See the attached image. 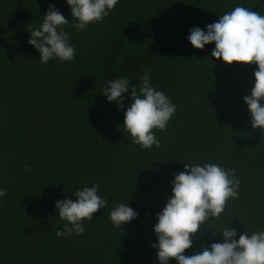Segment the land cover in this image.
<instances>
[{"label":"trees","instance_id":"trees-1","mask_svg":"<svg viewBox=\"0 0 264 264\" xmlns=\"http://www.w3.org/2000/svg\"><path fill=\"white\" fill-rule=\"evenodd\" d=\"M49 4L69 19L71 62L41 64L27 43ZM236 6L264 15V0H119L76 31L64 0H0V264H157L156 213L184 163L234 168L240 180L239 199L198 229L184 255L222 241L213 234L231 222L238 234L264 230V130L252 129L243 102L256 65H228L210 56L214 43L187 40ZM146 69L176 110L153 130L160 147L142 150L122 126L130 90L123 108L101 91L118 76L138 85ZM92 184L107 206L83 235L57 238L54 203ZM128 202L137 218L114 228L108 213Z\"/></svg>","mask_w":264,"mask_h":264},{"label":"clouds","instance_id":"clouds-1","mask_svg":"<svg viewBox=\"0 0 264 264\" xmlns=\"http://www.w3.org/2000/svg\"><path fill=\"white\" fill-rule=\"evenodd\" d=\"M64 2L70 10V17L75 20L71 27L81 31L90 23L106 18L119 0ZM42 17L38 25L29 24L27 30V43L39 53V62H71L75 49L63 27L69 19L54 4H49ZM187 40L195 49L214 43L210 56L228 65L233 62L256 65L252 87L243 102L252 129L264 130V15L236 6L203 30L199 27L189 29ZM150 80V72L146 69L139 77L138 85L132 84L126 76H118L107 80L101 91L106 102L114 101L118 108H123L126 97L122 94L130 90L127 97L130 104L124 111L122 126L131 142L142 150L160 147L153 130H165L176 110L171 98L157 90ZM24 168L28 171L27 165ZM183 168L174 174L171 195L162 210L156 213L152 229L156 240L151 247L155 250L157 264H169L170 258H174L175 264H264V230L249 233L244 229L238 234L232 222L216 234L210 231L214 236L221 234L222 241L204 245L192 255L183 254L193 246L195 234L198 229H205L207 220L218 219L229 199H239L240 186L234 168L216 163H184ZM5 195V190L0 187V198ZM107 204L108 201L99 195L97 184L77 188L72 199L57 200L54 209L63 228L57 229L55 236L68 239L73 234L83 235L84 222H91L93 214L98 209H105ZM137 215L129 202L118 203L108 213V219L114 228L121 229L122 224L136 219Z\"/></svg>","mask_w":264,"mask_h":264}]
</instances>
